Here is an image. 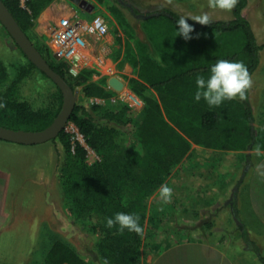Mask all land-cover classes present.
<instances>
[{
  "label": "trees",
  "instance_id": "obj_1",
  "mask_svg": "<svg viewBox=\"0 0 264 264\" xmlns=\"http://www.w3.org/2000/svg\"><path fill=\"white\" fill-rule=\"evenodd\" d=\"M2 1L50 67L74 91L80 88L82 98L106 99L113 95L105 84L92 80L91 70L73 75L69 64L53 57L32 31L33 19L52 0H25L24 6L22 0ZM247 4L248 0H239L230 20H212L209 26L188 21L194 31L190 34L193 38L187 41L177 35L176 20L181 15L171 9L161 8L138 20L145 35L136 38L134 45L130 42L125 45L126 60L137 73L136 78L129 80V88L143 103L135 122L134 146H124L119 140L118 125L130 121L126 105L115 111L106 110L107 123L97 125L86 106L76 104L69 122L77 128L84 145L72 141L65 129L58 134L56 139L65 152L61 167L63 193L76 218L96 216L101 221L99 249L109 264H138L143 235L127 229L121 234L118 226L108 228L107 218L117 212L138 215L139 225L144 229L148 199L187 155L192 143L232 149L251 135L247 98L244 104H239L238 99L225 100L219 107H209L203 99L199 102L194 99L197 76L207 79L211 66L218 60L243 62L250 75L257 68L261 46L245 17ZM137 34H131V39ZM10 40L20 50L24 63L16 67L15 63L8 65L0 59V104L3 105L0 126L43 131L54 123L61 110L62 92L56 86L54 103L45 107L35 108L25 100L21 86L33 73L52 80L27 58L11 37ZM157 57L161 59L158 61ZM90 108L103 109L97 103ZM88 149L99 160L88 163ZM247 245L264 262V255L254 243ZM45 264L91 263L57 241L50 248Z\"/></svg>",
  "mask_w": 264,
  "mask_h": 264
},
{
  "label": "rangeland",
  "instance_id": "obj_2",
  "mask_svg": "<svg viewBox=\"0 0 264 264\" xmlns=\"http://www.w3.org/2000/svg\"><path fill=\"white\" fill-rule=\"evenodd\" d=\"M24 2L22 0L23 6ZM161 8L171 9L185 18L207 13L212 20L232 19V11L210 9L207 0H172L171 3L167 0H52L32 22V31L49 48L53 57L54 34L65 21L81 22L88 28L99 19L105 26V31L101 33L85 29L86 48L79 72L91 70L92 80L105 84L113 95L106 99L86 100L78 88L75 91L76 104L85 105L97 125L107 123L104 117L106 110L115 111L126 105L130 121L123 126L118 125V128L120 143L127 147L136 143L135 122L143 103L129 88V80L136 78L137 73L126 60L125 45L127 42L134 45L136 38L145 35L138 20ZM245 17L253 32L264 38V0H248ZM131 34L137 36L131 39ZM9 36L0 23V59L8 65L15 63L17 67L24 63V57ZM11 70L15 72L16 69ZM111 78L119 79L123 88L116 91L109 86ZM56 92V84L38 72L21 86L22 97L35 108L52 105ZM94 103L100 104L103 109L92 110L90 107ZM71 125L68 122L64 129L71 134L72 141L84 145L77 128L73 125V129ZM64 160V147L57 139L37 145L0 140V264H45L50 248L57 241L70 247L84 261L103 264L106 258L99 249L102 234L98 228L101 221L96 216H74L62 190L61 167ZM97 160L96 153L89 149L87 162ZM228 245L237 256L245 257L244 264L260 263L253 248L247 244ZM254 245L264 255V243ZM141 247L142 243L140 252Z\"/></svg>",
  "mask_w": 264,
  "mask_h": 264
},
{
  "label": "crops",
  "instance_id": "obj_3",
  "mask_svg": "<svg viewBox=\"0 0 264 264\" xmlns=\"http://www.w3.org/2000/svg\"><path fill=\"white\" fill-rule=\"evenodd\" d=\"M254 34L261 50L247 93L252 138L232 149L191 144L163 183L171 202L160 201L159 189L147 201L138 264H244L228 244L264 243V177L255 168L264 163V38Z\"/></svg>",
  "mask_w": 264,
  "mask_h": 264
},
{
  "label": "clouds",
  "instance_id": "obj_4",
  "mask_svg": "<svg viewBox=\"0 0 264 264\" xmlns=\"http://www.w3.org/2000/svg\"><path fill=\"white\" fill-rule=\"evenodd\" d=\"M171 3L172 0H167ZM239 0H207V6L210 9H219L222 11H232L235 9ZM192 20L199 25L209 26L212 23V18L207 13L193 15L188 18L181 16L176 20L177 35L184 40H190L193 37L190 35L194 31L193 25L188 23ZM199 34H197L198 38ZM161 58L157 57L159 61ZM197 91L194 99L199 102L203 99L209 107H219L225 100L239 99L241 101L247 98L246 93L252 87V78L248 68L243 62H233L227 59L218 60L210 68V75L207 79L203 76L196 78ZM0 107H3L0 104ZM255 154L261 155L260 146L255 147ZM257 174L264 177V163H258L255 166ZM173 195L172 189L167 184H161L159 187V198L163 203H170ZM106 226L113 228L118 226V232L123 233L125 229L129 232H134L137 235H143V228L139 225V216L117 212L114 217L106 219ZM103 264H108L107 259Z\"/></svg>",
  "mask_w": 264,
  "mask_h": 264
},
{
  "label": "water",
  "instance_id": "obj_5",
  "mask_svg": "<svg viewBox=\"0 0 264 264\" xmlns=\"http://www.w3.org/2000/svg\"><path fill=\"white\" fill-rule=\"evenodd\" d=\"M75 1L78 2L80 0ZM0 23L27 58L56 84L63 96L61 110L49 128L40 132H29L0 126V140L22 145H37L54 140L69 122V118L76 105V93L65 79L50 67L2 0H0ZM108 84L116 91L123 88V83L117 78H111Z\"/></svg>",
  "mask_w": 264,
  "mask_h": 264
},
{
  "label": "built area",
  "instance_id": "obj_6",
  "mask_svg": "<svg viewBox=\"0 0 264 264\" xmlns=\"http://www.w3.org/2000/svg\"><path fill=\"white\" fill-rule=\"evenodd\" d=\"M85 29H92L94 32L101 33L105 31V26L99 19L95 20L93 25L88 26V28L81 22L65 21L54 34V55L58 60L65 61L69 64L70 72L73 75L79 73L83 51L86 48V42L83 36ZM71 127L74 129L73 125Z\"/></svg>",
  "mask_w": 264,
  "mask_h": 264
}]
</instances>
